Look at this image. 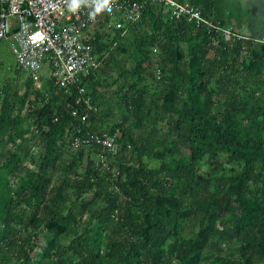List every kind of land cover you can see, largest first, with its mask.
<instances>
[{"label":"trees","instance_id":"trees-1","mask_svg":"<svg viewBox=\"0 0 264 264\" xmlns=\"http://www.w3.org/2000/svg\"><path fill=\"white\" fill-rule=\"evenodd\" d=\"M189 3L240 38L147 1L67 91L0 61V264H264V0Z\"/></svg>","mask_w":264,"mask_h":264},{"label":"built area","instance_id":"built-area-1","mask_svg":"<svg viewBox=\"0 0 264 264\" xmlns=\"http://www.w3.org/2000/svg\"><path fill=\"white\" fill-rule=\"evenodd\" d=\"M147 1L161 5L175 19L184 18L208 33L219 32L225 41L233 36L240 38L231 28H219L205 19L189 0H114L99 13H95L92 0L81 3L75 12L69 10V0H0V47H9L16 68L26 72L36 84L42 77L52 76L54 84L67 91L98 66L90 43L93 28L100 24L106 29L122 28L125 23L138 21ZM84 91L78 87L79 94ZM84 105L83 117L96 111L89 97ZM72 146H96L112 154L118 148L115 135L107 133L76 136Z\"/></svg>","mask_w":264,"mask_h":264},{"label":"rangeland","instance_id":"rangeland-1","mask_svg":"<svg viewBox=\"0 0 264 264\" xmlns=\"http://www.w3.org/2000/svg\"><path fill=\"white\" fill-rule=\"evenodd\" d=\"M0 61L3 63V67L2 68H7V69H14L16 68V63L14 60V57L12 56L9 47L4 44L3 46L0 47ZM27 75L26 72L21 71V76H25ZM40 75L43 76L44 73L43 71L40 72ZM88 116L83 117L82 120H85ZM104 158H102L103 160Z\"/></svg>","mask_w":264,"mask_h":264},{"label":"clouds","instance_id":"clouds-1","mask_svg":"<svg viewBox=\"0 0 264 264\" xmlns=\"http://www.w3.org/2000/svg\"><path fill=\"white\" fill-rule=\"evenodd\" d=\"M88 0H69L68 7L70 11L75 12L81 3H87ZM95 4V13H99L102 9L109 8V6L114 3V0H92ZM93 13V15H95Z\"/></svg>","mask_w":264,"mask_h":264}]
</instances>
